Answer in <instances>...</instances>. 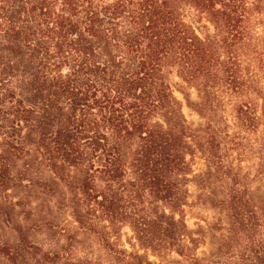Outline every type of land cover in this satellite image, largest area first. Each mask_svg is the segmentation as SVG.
Here are the masks:
<instances>
[{
	"label": "trees",
	"instance_id": "obj_1",
	"mask_svg": "<svg viewBox=\"0 0 264 264\" xmlns=\"http://www.w3.org/2000/svg\"><path fill=\"white\" fill-rule=\"evenodd\" d=\"M14 1L10 18L31 16L36 0ZM66 1L71 8L78 2L84 6L85 1L89 8L82 18L57 26L65 73L62 69L48 73L49 51L29 38L27 27L16 30L15 37L24 32L30 42L27 74L34 98L40 99V104L33 103L39 108V142L44 151H56L60 158L51 165L54 175L74 187L75 221L83 227L89 214L80 209L81 200L96 204L109 221L128 216L126 184L144 186L171 213L163 209L153 217L130 216L137 237L150 246L169 243L181 258L178 264H212L217 255L200 257L193 252L194 238L189 237L190 245L185 242L187 225L173 214L183 200L180 177L191 172L187 153L202 151L207 167L201 175L220 177L226 185L223 193L228 199L223 202L231 220L229 236L238 240L241 251L238 262L264 264V214L248 196L242 171H235L220 153L250 151L243 133L264 130V102L259 101H264L259 86L264 78V17H259L264 0H187L207 14L213 31L204 25V35L182 19L173 0H104L95 5L93 0ZM257 24L263 31L253 32ZM113 47L120 52L112 55ZM248 56L256 58L254 63ZM170 62L197 89L204 127L194 128L184 117L164 71ZM224 101L234 119L233 132ZM28 111L33 114L35 109ZM259 144L257 151H264V139ZM121 151H137L134 180L125 179L127 159ZM258 158L263 162L264 154ZM65 165L84 170L85 175L71 179L64 173ZM255 170L253 178L260 173ZM124 253L136 264H160Z\"/></svg>",
	"mask_w": 264,
	"mask_h": 264
},
{
	"label": "rangeland",
	"instance_id": "obj_2",
	"mask_svg": "<svg viewBox=\"0 0 264 264\" xmlns=\"http://www.w3.org/2000/svg\"><path fill=\"white\" fill-rule=\"evenodd\" d=\"M105 1L93 0V5ZM13 3L14 0H0V170L3 172L0 180V264H136L137 261L124 251L140 254L144 259L160 264H178L177 260L181 258L169 243L162 242L161 246L145 244L137 237L131 224L130 216L153 217L163 209L171 213L147 194L144 186L134 188L131 183L126 184L128 216L120 214L109 221L96 204L91 202L89 206L81 200L80 209L89 214L85 216L83 227L75 221L72 206L77 199L74 187L54 175L51 165L54 161L59 162L60 158L56 151H44L39 142L37 104H40V99L34 98L35 91H32L27 74V57L32 53L28 48L30 42L24 32L15 37V31H26L27 27L31 33L29 38L46 47L50 59L46 70L50 75L58 73L59 69L65 73L67 66L60 67L64 56L58 46L61 35L57 26L61 22L67 23V19L82 18L89 7L85 1H82L84 6L78 2L71 8L66 0H36L32 4L35 6L31 16L23 13L18 20L17 16L9 17L15 9ZM173 6L182 19L191 23L200 34L207 32L204 25L213 31L207 14L189 5L187 0H173ZM259 17H264V14H259ZM32 27L37 31L35 36H32ZM262 28L257 24L253 32L259 33ZM109 51L114 55L120 52V48H109ZM246 58L250 64L256 59ZM163 67L189 125L204 127L206 120L198 112L196 104L199 100L197 89L178 75L174 63H165ZM254 69L257 68L253 64ZM259 81L264 93V78ZM259 101L264 102L262 99ZM224 102L225 117L233 132L236 130L234 119L229 103ZM33 103H37L36 106ZM29 108L35 109L33 114ZM261 109L259 107L258 113L262 115ZM243 135L248 136L252 146L250 151H242L244 154L241 151L220 153L235 171H242V182L247 193L249 190L248 196L264 214V161L258 158L264 151H257L264 139V130L260 128L258 133ZM121 153L127 159L125 179L134 180L136 174L133 173L132 162L137 151ZM187 159L191 172L180 177L183 200L181 207L173 212L176 219L187 225V235L183 239L189 244V237L194 238L191 246L200 257L216 254V261L212 264H240L237 260L238 253H241L237 250L238 240L229 236L231 220L228 206L223 202L228 199L223 193L226 185L220 177L201 175L207 167L205 153L189 151ZM255 169L260 173L253 178ZM64 173L71 179L85 175L84 170L68 165H65ZM109 247L115 253H111Z\"/></svg>",
	"mask_w": 264,
	"mask_h": 264
}]
</instances>
